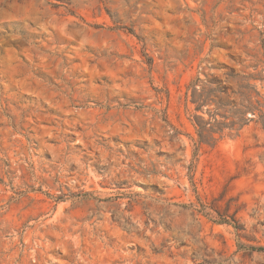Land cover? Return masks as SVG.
Returning <instances> with one entry per match:
<instances>
[{
    "label": "rangeland",
    "instance_id": "obj_1",
    "mask_svg": "<svg viewBox=\"0 0 264 264\" xmlns=\"http://www.w3.org/2000/svg\"><path fill=\"white\" fill-rule=\"evenodd\" d=\"M246 85L264 0H0V264H264Z\"/></svg>",
    "mask_w": 264,
    "mask_h": 264
},
{
    "label": "trees",
    "instance_id": "obj_2",
    "mask_svg": "<svg viewBox=\"0 0 264 264\" xmlns=\"http://www.w3.org/2000/svg\"><path fill=\"white\" fill-rule=\"evenodd\" d=\"M244 88L249 89L248 93H239L241 96L240 100V108L235 109V111H229L230 113H236L239 115V119L236 121L227 122L228 116H226L224 106L226 104L222 103V99H219L218 102H215L216 109L212 112L209 111V120H204L200 116H195L194 126L196 129V134L198 138V143L206 144L211 147H214L216 143L221 139L222 133L225 129L234 130L237 127V131L240 130L244 125H246L249 121H252L256 118L257 123L264 128V99L260 95V93L256 90L255 86L246 85ZM203 91L200 90V92ZM215 92H220V88L218 90H214ZM213 91V92H214ZM196 89H194V94H196ZM212 91L208 93H200L197 98L194 96L192 102L197 104L195 110H201L202 106L211 100ZM216 97V96H215ZM222 109L224 113L221 114V118L223 121L217 120L216 116L219 114V110ZM251 113L250 118H246L247 113ZM220 115V114H219Z\"/></svg>",
    "mask_w": 264,
    "mask_h": 264
}]
</instances>
